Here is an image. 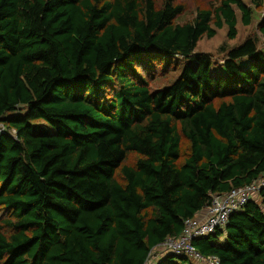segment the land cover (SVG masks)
Returning <instances> with one entry per match:
<instances>
[{
	"label": "trees",
	"instance_id": "trees-1",
	"mask_svg": "<svg viewBox=\"0 0 264 264\" xmlns=\"http://www.w3.org/2000/svg\"><path fill=\"white\" fill-rule=\"evenodd\" d=\"M191 1L0 0V264H198L162 244L264 178V43L199 49L264 0ZM256 194L203 257L264 264Z\"/></svg>",
	"mask_w": 264,
	"mask_h": 264
},
{
	"label": "built area",
	"instance_id": "built-area-1",
	"mask_svg": "<svg viewBox=\"0 0 264 264\" xmlns=\"http://www.w3.org/2000/svg\"><path fill=\"white\" fill-rule=\"evenodd\" d=\"M4 131L0 125V134ZM263 188L264 178L246 188L233 190L224 196H215L202 215L185 221L184 231L180 237L167 239L161 248L165 252L190 257L198 264H220L215 257H203L194 246V241L211 237L219 229H224L230 216L240 211Z\"/></svg>",
	"mask_w": 264,
	"mask_h": 264
},
{
	"label": "rangeland",
	"instance_id": "rangeland-1",
	"mask_svg": "<svg viewBox=\"0 0 264 264\" xmlns=\"http://www.w3.org/2000/svg\"><path fill=\"white\" fill-rule=\"evenodd\" d=\"M190 2H192V1L190 0ZM263 13H264V10L262 12L258 13L257 20L254 21V23L252 25L246 27L241 23V15L239 12H237L239 24L237 26L238 35H237L235 40H230L228 38V34H227L226 29L218 30L215 38H213L211 40L203 39L199 43V47H200L199 49L202 52L211 54L214 57L216 65L221 66V62L223 61V58L226 54V53H224L223 49L233 48V47L237 46L246 37H248L252 34L258 35L261 39V44H263L264 43V37H262L260 35V33L257 29L258 21L262 18ZM256 195L257 194H255L252 198H255ZM167 253H170V252H167ZM194 263H196V262L194 261Z\"/></svg>",
	"mask_w": 264,
	"mask_h": 264
}]
</instances>
